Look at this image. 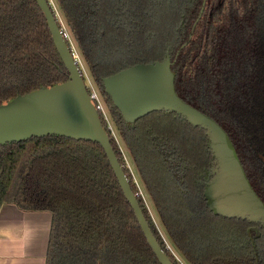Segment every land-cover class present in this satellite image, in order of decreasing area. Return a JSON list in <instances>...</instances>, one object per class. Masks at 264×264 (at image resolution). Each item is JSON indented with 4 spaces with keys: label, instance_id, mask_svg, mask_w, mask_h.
Wrapping results in <instances>:
<instances>
[{
    "label": "trees",
    "instance_id": "trees-1",
    "mask_svg": "<svg viewBox=\"0 0 264 264\" xmlns=\"http://www.w3.org/2000/svg\"><path fill=\"white\" fill-rule=\"evenodd\" d=\"M55 1L180 259L264 264L263 228L205 204L212 157L203 129L167 110L126 122L102 81L169 48L176 93L226 131L264 202V0ZM66 77L36 1L0 0V103ZM101 122L134 192L117 140ZM137 199L161 247L181 264ZM2 202L50 212L45 264H161L97 142L47 134L0 144Z\"/></svg>",
    "mask_w": 264,
    "mask_h": 264
},
{
    "label": "water",
    "instance_id": "water-1",
    "mask_svg": "<svg viewBox=\"0 0 264 264\" xmlns=\"http://www.w3.org/2000/svg\"><path fill=\"white\" fill-rule=\"evenodd\" d=\"M35 1L43 12L67 77L0 103V144L47 134L99 143L157 260L174 264L155 237L115 154L50 0ZM201 11L202 7L198 16ZM171 63L166 49L160 59L138 61L103 76L104 89L126 122L151 111L167 110L202 128L212 157L202 188L207 208L215 215L259 224L264 231V202L250 185L230 137L215 119L176 93Z\"/></svg>",
    "mask_w": 264,
    "mask_h": 264
},
{
    "label": "crops",
    "instance_id": "crops-1",
    "mask_svg": "<svg viewBox=\"0 0 264 264\" xmlns=\"http://www.w3.org/2000/svg\"><path fill=\"white\" fill-rule=\"evenodd\" d=\"M51 214L0 205V264H45Z\"/></svg>",
    "mask_w": 264,
    "mask_h": 264
},
{
    "label": "rangeland",
    "instance_id": "rangeland-1",
    "mask_svg": "<svg viewBox=\"0 0 264 264\" xmlns=\"http://www.w3.org/2000/svg\"><path fill=\"white\" fill-rule=\"evenodd\" d=\"M50 3H51V5H52V7H53V9H54V11H55V13H56V17H57L58 22L60 23V26H63L64 31L67 33V39H68V41L70 42V44H72V46H74V48L76 49V51H77V53H78V57H79V60H80V64H79V66H80V68H81V70H82V74H84V73L87 74L88 78L93 82L92 78L90 77V73H89V71H88V69H87V67H86V64H85V62L83 61L82 57H81L80 54H79V51H78V49H77V47H76V44H75V42H74V40H73V37H72V35L70 34V32H69V30H68V28H67V26H66V24H65V22H64L63 16H62L60 10H59L58 7H57L56 1H55V0H50ZM110 125H111L112 130H113V131L111 130L112 133H113V136H114V138H116L117 143H118V145H119V147H120L121 155H122V158H123V162H126V163H124V164H126L127 166L133 168V165H132V163H131V161H130V158H129V156H128L126 150H124V147H123V145H122V143H121V140H120V138H119V136H118V134H117V132H116L115 127L113 126L112 123H110ZM114 134H115V135H114ZM133 170H134V168H133ZM140 186H141V185H140ZM141 188H142V187H141ZM142 190H143V192H145V190H144L143 188H142ZM145 193H146V192H145ZM145 197H146V196H145ZM146 200H148V198H147ZM148 204H149V205H148V207H147V210H148V212H149V215H150V217H151V219H152V221H153L155 227L157 228L159 234H160L161 236H163V238H165L164 240L169 244V242H171V241H170L169 239H167V237L165 236L164 230L162 229L161 224H160V222H159V220H158V218H157V216H156V214H155V212H154V210H153V208H152V206H151V204H150L149 201H148ZM170 246H171V245H170ZM171 247H172V246H171ZM172 249H173V248H172ZM173 250H174V249H173ZM174 252H175V250H174ZM175 254H176L177 257L179 258L178 254H177L176 252H175Z\"/></svg>",
    "mask_w": 264,
    "mask_h": 264
},
{
    "label": "built area",
    "instance_id": "built-area-1",
    "mask_svg": "<svg viewBox=\"0 0 264 264\" xmlns=\"http://www.w3.org/2000/svg\"><path fill=\"white\" fill-rule=\"evenodd\" d=\"M62 31L64 32L65 36H67V33L64 31V28L62 27ZM70 50H71V54L72 56L75 58V60H77V62L79 63V57H78V53L76 51V49L74 48V46H72V44H70ZM84 80H85V84H86V88L88 91V94L90 96V99L92 100L94 106L96 107V109L98 110L99 114H100V118L102 117L105 121L106 124L108 126V128L110 129V131L112 130V127L110 125L111 121H110V117L108 114V111L105 107V104L103 102V99L101 97L100 92L98 91L96 85L94 82H92L87 75L84 76ZM113 131V130H112ZM111 131V132H112ZM113 134V133H112ZM115 135V134H114ZM135 195L138 196L139 192L136 190L134 191ZM165 239V238H163ZM164 247L165 249H168L171 251V253L174 255L175 258H177L181 264H185L180 257L178 258L177 255L175 254L174 250L172 249V247L170 246V244H168L165 240H164Z\"/></svg>",
    "mask_w": 264,
    "mask_h": 264
},
{
    "label": "flooded vegetation",
    "instance_id": "flooded-vegetation-1",
    "mask_svg": "<svg viewBox=\"0 0 264 264\" xmlns=\"http://www.w3.org/2000/svg\"><path fill=\"white\" fill-rule=\"evenodd\" d=\"M63 27V26H62ZM67 37V36H66ZM166 49H169V48H166ZM169 53H170V50H169ZM163 56V55H162ZM79 64H80V62H79ZM80 67V66H79ZM81 69V68H80ZM81 72H82V70H81ZM83 75V77L85 76V75H87V74H82ZM125 150V149H124ZM129 167V166H128ZM129 170H130V173H131V181L136 185V190L139 192V195L138 196H140L141 197V199L145 202V204H146V206L148 207V201H149V199L148 200H146L148 197H147V195H146V193L145 192H143V190H142V188H143V186H142V184H141V182H140V179L137 177V175L135 174V172H134V170H133V168H131V167H129ZM205 179V178H204ZM141 185V186H140ZM142 187V188H141ZM202 188H203V181H202ZM144 189V188H143ZM203 195V194H202ZM146 196V197H145ZM204 198V197H203ZM150 202V201H149Z\"/></svg>",
    "mask_w": 264,
    "mask_h": 264
}]
</instances>
